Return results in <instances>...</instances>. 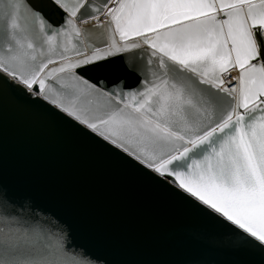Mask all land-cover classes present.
Segmentation results:
<instances>
[{"label":"snow or ice","instance_id":"1","mask_svg":"<svg viewBox=\"0 0 264 264\" xmlns=\"http://www.w3.org/2000/svg\"><path fill=\"white\" fill-rule=\"evenodd\" d=\"M9 107L95 140L264 264V0H0ZM0 264L109 262L0 180Z\"/></svg>","mask_w":264,"mask_h":264},{"label":"water","instance_id":"2","mask_svg":"<svg viewBox=\"0 0 264 264\" xmlns=\"http://www.w3.org/2000/svg\"><path fill=\"white\" fill-rule=\"evenodd\" d=\"M0 180L66 224L76 243L109 264H244L225 237L67 125L0 115Z\"/></svg>","mask_w":264,"mask_h":264}]
</instances>
